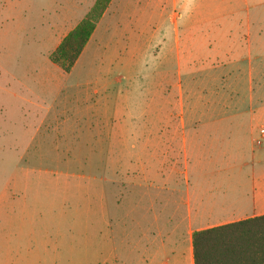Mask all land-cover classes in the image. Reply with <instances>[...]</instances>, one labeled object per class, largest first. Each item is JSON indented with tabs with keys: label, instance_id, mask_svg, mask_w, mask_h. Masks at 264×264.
<instances>
[{
	"label": "rangeland",
	"instance_id": "1",
	"mask_svg": "<svg viewBox=\"0 0 264 264\" xmlns=\"http://www.w3.org/2000/svg\"><path fill=\"white\" fill-rule=\"evenodd\" d=\"M67 1L0 0V264H148L161 241L151 264H185L182 116L212 88V16L114 0L102 20L108 0L65 72L49 54L87 8ZM253 150L203 173L246 178Z\"/></svg>",
	"mask_w": 264,
	"mask_h": 264
},
{
	"label": "crops",
	"instance_id": "2",
	"mask_svg": "<svg viewBox=\"0 0 264 264\" xmlns=\"http://www.w3.org/2000/svg\"><path fill=\"white\" fill-rule=\"evenodd\" d=\"M157 1L161 5L162 0ZM95 2L68 0L66 5H85L84 17ZM193 9L198 20L203 13L212 16L216 41L211 91L199 94L196 111L182 116L186 156L195 160L198 172L195 180L186 177V204L190 212L195 208L196 215L189 219L191 243L186 241L182 254L185 264H194L195 231L264 214V0H196ZM155 13L156 20L164 16L162 8ZM243 47L241 55L238 48ZM246 143L255 147L244 162L252 168L249 176L203 173L204 165L246 157L242 155ZM161 243L145 256L148 264L165 250Z\"/></svg>",
	"mask_w": 264,
	"mask_h": 264
},
{
	"label": "trees",
	"instance_id": "3",
	"mask_svg": "<svg viewBox=\"0 0 264 264\" xmlns=\"http://www.w3.org/2000/svg\"><path fill=\"white\" fill-rule=\"evenodd\" d=\"M108 0H96L49 59L69 72L88 42ZM194 264H264V214L197 230L192 236Z\"/></svg>",
	"mask_w": 264,
	"mask_h": 264
},
{
	"label": "built area",
	"instance_id": "4",
	"mask_svg": "<svg viewBox=\"0 0 264 264\" xmlns=\"http://www.w3.org/2000/svg\"><path fill=\"white\" fill-rule=\"evenodd\" d=\"M263 132V131H262Z\"/></svg>",
	"mask_w": 264,
	"mask_h": 264
}]
</instances>
